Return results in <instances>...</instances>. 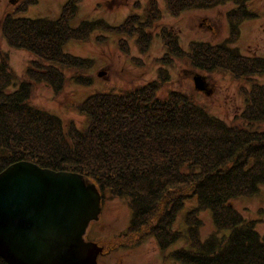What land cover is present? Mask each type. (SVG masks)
<instances>
[{
	"label": "trees",
	"instance_id": "trees-1",
	"mask_svg": "<svg viewBox=\"0 0 264 264\" xmlns=\"http://www.w3.org/2000/svg\"><path fill=\"white\" fill-rule=\"evenodd\" d=\"M37 1L18 0L0 18V36L31 55L22 80L11 91L17 76L8 54L0 51V171L26 160L81 173L100 191L129 200L128 238L150 236L164 250L182 240L169 253L180 264H264V233L256 230L255 218L245 217L232 204L264 184V127L255 128L264 122V83L255 81L264 75V57L244 55L232 45L243 21L258 17L252 0H164L173 16L231 2L225 12L227 35L218 43L192 40L184 50L169 28L162 26L158 32L166 49L163 59L182 57L194 71L218 70L237 81H251L239 88L243 107L233 122L211 115L190 93L170 90L160 96L168 79L160 69L157 77L123 92H95L77 102L76 110L86 118L81 129L32 105L33 86H47L58 97L68 81L85 86L93 82L94 59L66 52L69 41L93 39L103 45L114 34L121 36L116 44L126 55L133 37L140 52H146L161 10L156 0H148L143 15L134 12L118 24L94 18L71 25L81 0H66L55 18L18 15ZM95 31L100 33L92 37ZM191 198L196 205L183 214L185 228H174ZM203 210H210L220 236L200 237L198 213ZM0 264L7 263L0 257Z\"/></svg>",
	"mask_w": 264,
	"mask_h": 264
},
{
	"label": "rangeland",
	"instance_id": "rangeland-1",
	"mask_svg": "<svg viewBox=\"0 0 264 264\" xmlns=\"http://www.w3.org/2000/svg\"><path fill=\"white\" fill-rule=\"evenodd\" d=\"M66 0H38L36 4L28 6L25 13L19 16L31 18H55ZM148 0H81L78 13L71 25H77L82 19L103 18L110 24H118L126 15L137 12L144 14ZM161 10L159 21L151 28V44L144 53L140 52L135 39H128L126 55L120 51L116 41L118 35L109 34V39L103 45L91 39L88 42L69 41L64 50L75 55L92 57L94 66L91 68L93 82L90 85H78L68 81L58 97L47 86L36 84L32 88L30 101L32 105L47 110L59 116L64 122L71 120L78 128H84L86 118L79 113L75 104L85 96L95 92H123L134 85L143 84L158 75L162 69L168 73L158 94L168 95L170 90H178L188 94L196 103L201 104L211 115L226 123H231L235 115L243 107V96L240 87H248L251 81H237L227 72L213 71L204 73L191 68L182 57L163 59L166 49L158 32L166 26L178 37V42L185 50L192 40H204L211 43L222 41L227 35L225 12L231 7V2L207 9L185 10L173 16L166 10L164 0H156ZM18 0H0V18L11 9ZM137 3V6H135ZM233 5V4H232ZM251 8L257 10L258 17L243 21L241 32L232 44L239 48L244 55L264 57V0H252ZM100 32L95 31L93 36ZM126 38L125 36H122ZM0 51H5L9 57V65L17 78L9 86V90L17 88L22 80L24 69L31 55L23 50L9 46L0 36ZM191 70V71H190ZM104 71L102 75H99ZM205 75L210 92L197 91L194 88L192 75ZM255 81L264 83V75L255 76ZM264 127V122L255 128ZM98 187V186H97ZM99 190V188H98ZM102 195L98 219L90 221L84 238L93 242L98 241L102 247L96 264H180L170 258L169 253L184 243L176 241L166 250L159 247L153 237L147 236L140 241L125 235L132 209L129 200L124 196L111 194L108 190H99ZM233 206L245 217L255 218L256 230L264 233V184L260 185L257 193L249 197H240L232 201ZM196 205L195 198L185 201L173 225L183 230V214ZM201 219L199 227L202 239L216 234H222L214 225L210 210L198 213Z\"/></svg>",
	"mask_w": 264,
	"mask_h": 264
},
{
	"label": "water",
	"instance_id": "water-1",
	"mask_svg": "<svg viewBox=\"0 0 264 264\" xmlns=\"http://www.w3.org/2000/svg\"><path fill=\"white\" fill-rule=\"evenodd\" d=\"M193 80L205 90L202 75ZM100 200L80 173L9 164L0 171V257L7 264H96L102 247L84 234L98 219Z\"/></svg>",
	"mask_w": 264,
	"mask_h": 264
},
{
	"label": "bare ground",
	"instance_id": "bare-ground-1",
	"mask_svg": "<svg viewBox=\"0 0 264 264\" xmlns=\"http://www.w3.org/2000/svg\"><path fill=\"white\" fill-rule=\"evenodd\" d=\"M208 88H209V86L207 87V90H208ZM89 182H91V183H93V184H95L96 185V183L95 182H93V181H91V180H89ZM3 259V258H2Z\"/></svg>",
	"mask_w": 264,
	"mask_h": 264
}]
</instances>
